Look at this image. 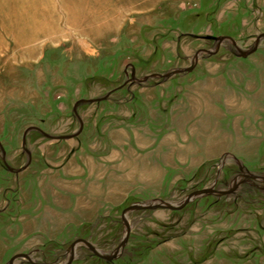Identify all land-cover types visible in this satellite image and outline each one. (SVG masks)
Instances as JSON below:
<instances>
[{
	"label": "rangeland",
	"instance_id": "1",
	"mask_svg": "<svg viewBox=\"0 0 264 264\" xmlns=\"http://www.w3.org/2000/svg\"><path fill=\"white\" fill-rule=\"evenodd\" d=\"M259 177L264 0H0V264H264Z\"/></svg>",
	"mask_w": 264,
	"mask_h": 264
},
{
	"label": "water",
	"instance_id": "2",
	"mask_svg": "<svg viewBox=\"0 0 264 264\" xmlns=\"http://www.w3.org/2000/svg\"><path fill=\"white\" fill-rule=\"evenodd\" d=\"M219 40H222V38H220ZM232 43L234 44V41L232 40ZM254 49H252L251 51L249 52H252ZM248 52V53H249ZM242 56H246L247 54H244V53H241ZM169 75V74H168ZM23 142H24V137H23ZM9 170H12V168L10 167H7ZM247 178H258V176H254V175H246ZM259 178H262V180H264L263 177H259ZM235 189V185L232 186L230 189L226 190V191H222V190H218V191H215L213 189H202V190H198L196 192H193L191 194H189L186 199L184 200L183 204L186 203L187 201H189L192 197L194 196H197V195H200V194H206V193H215V194H218V195H222V194H226V193H229V192H232L233 190ZM156 206H162V207H168V208H174L173 206L171 205H167L165 203H162V204H159V205H156ZM151 207H155L154 205L153 206H132L130 207L129 209H142V208H151ZM126 236L124 237V240L121 242V245L120 246H123L126 242V237H127V233L129 232V228L128 226L126 227ZM79 242L81 241L82 243H84L93 253L97 254V255H100L96 250L95 248L92 246V244H90L89 242L85 241V240H78ZM76 244V242L74 244H71V250H70V259H72L73 257V249H74V245ZM20 255H16V256H13L8 264H13V260L18 257ZM21 256L25 257L28 262L32 263V260L30 259V257L26 254H21ZM115 254H113L112 256H103L104 258H106L107 260H112V258H114Z\"/></svg>",
	"mask_w": 264,
	"mask_h": 264
}]
</instances>
